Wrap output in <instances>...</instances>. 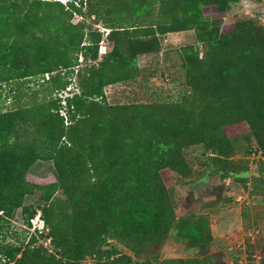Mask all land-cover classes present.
<instances>
[{
    "label": "trees",
    "instance_id": "obj_1",
    "mask_svg": "<svg viewBox=\"0 0 264 264\" xmlns=\"http://www.w3.org/2000/svg\"><path fill=\"white\" fill-rule=\"evenodd\" d=\"M237 1L0 0V86L47 75L58 92L77 79L67 96L0 110V228L18 208L42 222L25 242H0V264H219L209 215L225 198L176 217L167 178L191 180L184 150L201 146L211 176L247 189L253 164L264 193V25L206 18ZM188 30L183 93L108 101L107 86L143 79L138 57L158 53L161 35ZM39 159L53 166L44 182L29 174ZM171 231L195 256L161 257Z\"/></svg>",
    "mask_w": 264,
    "mask_h": 264
},
{
    "label": "rangeland",
    "instance_id": "obj_2",
    "mask_svg": "<svg viewBox=\"0 0 264 264\" xmlns=\"http://www.w3.org/2000/svg\"><path fill=\"white\" fill-rule=\"evenodd\" d=\"M65 1V0H62ZM85 11V7L83 8ZM248 17L258 24L264 25V0H238L230 9L222 14L207 16L215 19L220 26L230 24L235 20ZM83 17L73 16L72 22ZM85 22L92 18L84 17ZM105 35L108 31L102 23L92 24ZM161 50L158 53L144 54L138 57L140 75L143 79L132 85L115 84L105 88L107 99L117 102L127 98L139 97L146 100L176 99L184 91L183 60L179 49L183 45L194 42L192 30L167 33L160 36ZM105 38L100 42L99 53H105L108 48ZM201 48V47H200ZM202 54V52H201ZM81 57L79 58V61ZM89 62V61H88ZM85 62L82 61L84 66ZM77 68V67H76ZM46 76L40 75L23 79L2 82L0 86V110L11 109L16 106L17 100L41 101L55 96L69 95L76 87V76L69 85V91L49 90ZM16 95V96H14ZM64 114V111H61ZM238 128H229V134H234ZM188 162L193 166V178L184 183L177 181L170 175L167 180L176 204V217L187 212L202 209L204 203L222 196L219 203L220 210L209 215L210 228L213 235L211 243L212 258L219 264H264V193L257 187L259 179L253 175L255 165H250L247 172V189L238 181H221L217 176L208 173L210 167L208 155H204L201 146H193L184 150ZM53 172L50 160H37L29 169L32 178L44 182ZM25 204H37V194L29 196ZM28 226L20 208L16 209L11 217L1 220L0 242L17 244L26 241L35 230H41L42 222L33 217ZM39 243L47 244V240L39 239ZM160 255L164 258L195 256L193 250H186L183 244L175 242L173 231L160 248ZM221 258V259H218ZM207 263V261H206ZM205 263V264H206Z\"/></svg>",
    "mask_w": 264,
    "mask_h": 264
},
{
    "label": "built area",
    "instance_id": "obj_3",
    "mask_svg": "<svg viewBox=\"0 0 264 264\" xmlns=\"http://www.w3.org/2000/svg\"><path fill=\"white\" fill-rule=\"evenodd\" d=\"M60 1H62V0H60ZM66 1H69V0H65V1H62V2H66ZM46 77H48V76L46 75ZM68 87H69V86H68ZM68 87H66V89H65V90H68V91H69V88H68ZM65 90H64V91H65ZM35 217H37V218H38V214H36V215H35Z\"/></svg>",
    "mask_w": 264,
    "mask_h": 264
},
{
    "label": "crops",
    "instance_id": "obj_4",
    "mask_svg": "<svg viewBox=\"0 0 264 264\" xmlns=\"http://www.w3.org/2000/svg\"><path fill=\"white\" fill-rule=\"evenodd\" d=\"M106 48H108V50L111 48V43L110 42H107V47Z\"/></svg>",
    "mask_w": 264,
    "mask_h": 264
}]
</instances>
